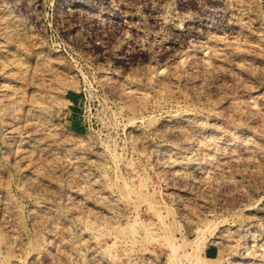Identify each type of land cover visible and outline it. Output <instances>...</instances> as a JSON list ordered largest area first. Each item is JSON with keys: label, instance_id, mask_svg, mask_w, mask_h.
Listing matches in <instances>:
<instances>
[{"label": "rangeland", "instance_id": "rangeland-1", "mask_svg": "<svg viewBox=\"0 0 264 264\" xmlns=\"http://www.w3.org/2000/svg\"><path fill=\"white\" fill-rule=\"evenodd\" d=\"M192 253L264 264V0H0V264Z\"/></svg>", "mask_w": 264, "mask_h": 264}, {"label": "bare ground", "instance_id": "bare-ground-1", "mask_svg": "<svg viewBox=\"0 0 264 264\" xmlns=\"http://www.w3.org/2000/svg\"><path fill=\"white\" fill-rule=\"evenodd\" d=\"M172 147H173V146H172ZM176 177H177V176H176ZM177 178H179V177H177ZM237 242H238V241H237ZM241 242H242V241H241ZM239 246H240V244H239ZM172 249H173V250L175 249V246H174V245H172ZM178 264H179V263H178ZM180 264H182V263H180ZM189 264H200L199 259L195 257L194 253L190 254V262H189Z\"/></svg>", "mask_w": 264, "mask_h": 264}]
</instances>
